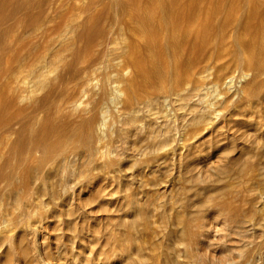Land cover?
<instances>
[{
  "label": "rangeland",
  "instance_id": "374dc122",
  "mask_svg": "<svg viewBox=\"0 0 264 264\" xmlns=\"http://www.w3.org/2000/svg\"><path fill=\"white\" fill-rule=\"evenodd\" d=\"M18 1L0 0V32H4L0 34V154L15 148L24 156L29 155L28 160L32 161L33 157H40L41 153L56 148L53 144L47 143L41 144L33 156L28 151L31 146L29 122L25 119L21 120L20 114L31 100L44 97L55 100L62 92L64 96H74L72 99L73 102H77V108H71L70 114L52 113L54 116L52 114L49 116L53 121L66 116L65 118L73 122L91 108L104 90L108 95V100L104 104L108 115L102 133L97 130L94 134L95 139L100 136L102 139H97L98 141L95 140L93 143L95 151H98H94V166L103 165L112 157L106 151L112 149L110 141L118 133L117 118L114 116L127 106L129 100L138 97V101L141 102L145 98L140 89L143 82L141 66L147 64L149 53L146 50V38L138 34L135 9L130 6L125 12L121 7H116L112 0H43L40 7L41 0H32L30 3L26 2L25 11L12 15L10 11L13 10V4ZM122 1L140 3L148 0ZM89 3L95 4L92 12L86 9ZM40 9L41 13H39ZM97 16L100 20L95 19ZM71 21H85L87 28L93 27L97 31H102L101 29L106 25L105 28L110 27L111 31L115 25L116 29L113 27L112 32L105 34L107 40L105 43L108 42L109 50L113 49L112 55L106 58L112 61L107 62L110 68L104 66L96 71L85 68L87 60L94 59L101 62L98 59L99 54L96 55V51L103 49L98 39L96 40L98 35L86 50L75 57L72 56L73 52L69 48L57 45L53 46V49L52 46L49 48L51 41L58 39L64 33L62 28ZM39 25H44L46 29L28 34L30 28ZM85 34L87 35V32ZM67 35L73 36V33ZM109 38L112 41H109ZM243 38L244 42L251 40V36H243ZM85 42L86 38L81 37L78 42L81 49H84ZM124 42L129 53L139 55L141 63L131 60L128 56L121 57L115 52V49L117 50L118 47L120 49ZM255 53L258 56L259 52ZM58 55L74 58L56 66L53 59ZM116 55L120 58L118 59ZM36 57L46 58L44 70L51 78L58 76V81L51 90L45 91L39 87L36 75L30 71ZM21 58L24 61L20 63V68L26 73L17 82L11 76V71L19 67L18 61ZM230 58L227 56L226 59H221L222 63L218 62L215 65L206 79L204 91L199 96L192 97V101L189 100L196 102L199 97L219 106L230 98L232 105L229 109L218 107L220 119L212 127L205 126L206 128L198 131L191 126L184 129L181 120L184 116L190 115L189 105L179 109L177 105L180 103L175 102V97L170 96L168 97L170 99H166L167 103L165 101L161 108L159 106L158 110H155L154 118H158L161 114L162 118L159 117V121L155 118L159 126L167 119L172 120L178 138L174 143L177 144L150 143L152 142L150 138L155 135L154 131L161 136L163 131L159 132V130L163 127L156 128V122H153L152 127L154 125L156 130H150L151 132L148 133L150 119L143 116L144 119H148L144 123H139L142 124L143 133L132 128L133 133L130 130L127 135H122L125 138L119 137L121 146L119 152L121 150L123 153L120 152L122 160L115 164L117 172L111 167L104 171H91L89 177L81 183L68 185L65 177L56 176L54 180L59 185L56 202L46 199L36 203L38 205L36 214L32 215L28 212L29 215L20 226L13 225L14 220L4 228L0 225L3 229L10 227L12 231L18 230L21 233L27 251L26 264H67L68 262V264H128L127 253L119 256H111L110 253L121 234L118 224L131 218L135 214L133 207L140 204H149L153 209L151 227L156 232L157 244L159 243L156 251L142 252L145 258L141 264H165L166 258H170L168 260L171 262V256L168 254L170 242L167 243V239L163 237L166 232L162 230V222L164 220L168 228L176 233L177 229H174V226L178 218L185 220L188 217L195 221V231L200 224L206 225L203 236H198L193 245L195 254L198 255L197 264H264V73L258 77L260 82L262 81L263 88L260 86L256 96L246 97L244 90L245 92L248 90L245 86L249 80H254L253 67L247 64L241 66ZM98 66H100L99 62L95 67ZM183 78L189 79L191 85L202 83V79L191 72L181 76L180 80ZM230 79L232 82L228 85L226 82ZM82 87L84 93L80 92ZM182 87L184 88L183 85ZM180 88L178 94L187 92L186 88V90ZM110 97L113 100H110ZM50 100L47 102L49 103ZM50 104L47 106L49 107ZM158 111H160L159 115ZM140 115L142 116V113ZM44 116L45 114L42 113L40 117ZM144 127L147 129L145 130ZM70 168V165H67V170ZM242 170L247 172L238 175ZM259 174L261 176L252 177ZM224 178L232 184L231 191H234L232 194L221 191L225 184L222 180ZM207 199L211 200L212 206L209 204L202 208L197 206V204L201 206L200 204ZM178 201L182 202V207L179 206ZM245 219L246 227L242 223ZM241 228L248 232L250 236L248 239H241L242 237L238 235L237 232ZM177 236L178 233L175 234V237ZM11 238L16 241L18 237L12 235ZM145 240H149V236L146 237L144 234L138 241L142 243ZM174 240L179 241L178 237ZM244 244L246 247L243 246ZM188 245V240H182L181 246L178 247L180 256L178 259L186 257L184 253L187 254ZM58 251L61 254L57 253ZM7 254L8 258L6 255L2 256L4 254L0 258L8 261L11 256L14 257L13 246L7 247ZM196 263L191 259L187 262V264ZM10 264L15 263L10 262ZM170 264L175 263L172 261Z\"/></svg>",
  "mask_w": 264,
  "mask_h": 264
},
{
  "label": "bare ground",
  "instance_id": "6f19581e",
  "mask_svg": "<svg viewBox=\"0 0 264 264\" xmlns=\"http://www.w3.org/2000/svg\"><path fill=\"white\" fill-rule=\"evenodd\" d=\"M27 1L30 3L32 0H19L14 3L12 7L13 10L10 11L12 15L25 11V4ZM112 1L115 3L116 7L119 6L124 10L130 6H132L133 10L135 9L134 16L135 24L139 31L138 34L140 37L146 38V50L149 53V59L147 64L141 66L143 82L140 86L145 98L143 100L140 98L142 100L141 102L138 101V97H135V99L133 98V100L130 98L132 101L129 100V103H127V106H125L124 109L119 112L116 111L118 115L114 117L117 118L118 130H116L118 133L115 134V136L113 135L115 138L110 141L112 149L108 147L110 150L107 148L108 151H106L108 154H111L112 157L110 156L111 159L108 158L109 160L100 166H94L95 164L93 163L95 151L93 143L97 139H102L100 135H98L100 137L97 136L98 138L95 139L94 134L97 130L102 133L101 131L106 123V115H108L107 107L104 106L105 102L108 100L106 91L103 90L99 99L97 98L95 103L92 102L93 105L91 108H89V110L87 109V111L85 110L86 112L83 113L82 116H79L78 120H74L73 122H71L70 119L65 118L66 116L59 117L58 121H53V119L50 120L49 116L52 113L56 115H62L63 113V115L70 114L71 108H77V102H73L72 99L74 96L67 97L64 96L62 92L58 99L55 100L47 99V97L31 100V103L20 114L21 120L25 119L29 122L28 131L30 133L29 140L31 146L28 151L33 156L41 144L47 143L51 145L53 144V147L56 148L54 150L50 149L52 151L47 150L41 153L40 157H33L32 161L28 160L30 159L29 155L24 156L20 150H16L15 148H11L5 153L0 154V225H3V228L11 224L13 220L15 222H12L13 225L19 224L20 226L30 213H32V215L36 214L35 211L38 206L36 203L38 202L41 203L46 199L56 202L59 190V185H57V182L54 180L56 176L65 177L64 179H66L68 185L70 183H81L82 180L89 177L88 175L91 171H104L110 167L114 168L116 171L115 164L122 160L120 153L122 151L120 150L119 152V147H121L119 145V137L127 135V132L132 128L142 131L143 133L142 124L139 125V123H144L147 118L150 119L148 122L149 131L147 132L149 133L156 130L154 125L152 127V123L156 122V119L159 121V117H162L160 114V116H158V118L155 117V119V110H158L157 108L159 106L161 108L166 99L170 96L175 97V102L180 103L177 105L179 109L183 106L185 108V106L189 105L190 115L184 116L181 120L184 129L185 127L191 126L198 131L205 126L212 127L218 119H220L218 107L221 106L225 109H229L232 105L230 98H227L226 101L220 103L219 106H216L208 100L200 99L199 97L196 102H189V100L192 101V97H197L202 91H204L206 79L213 71L215 65L222 61L221 59H226L227 56H230L236 64L252 65L254 76L251 74V77L253 76L254 80H249L252 81L251 84H248V81L245 86V89L248 90V92H245L244 90L246 97L249 96L252 98L256 96L257 92L260 91V86L263 88L261 85L262 81L260 82L258 77L264 73V0H148L140 3L122 0ZM42 2L43 0L39 3V7L42 5ZM94 6L95 4L89 3L86 7L87 11L92 12ZM41 11L42 10L40 9L39 13H41ZM95 19L100 20V17L97 16ZM84 22L71 21L64 26L62 28V32L64 33H62V35L55 41L52 40L49 44V48L52 46L53 49V46L56 45L69 48L73 52L72 56L75 57L77 54L81 53V51L86 50L87 46L90 45L95 36L98 35L96 40L98 39L97 41L103 49L96 51V55L99 54L98 59H100L101 62L94 59L87 60L85 68L96 71L104 66L107 67V62L112 61H109L106 58L108 55H112L113 49L109 50L108 42L105 43V41H107L105 40V34H107L106 32H112L115 25L113 26L114 28H111V31L110 27L105 28L107 25L104 26V29L102 27V29L100 28L102 31H97L96 28L93 29V27L90 29L87 28ZM44 29H46L44 25L35 26L30 28V33L28 34L42 31ZM86 32L87 35L85 34ZM3 33L4 32H0L1 35ZM69 33H73V36H68L67 34ZM260 34L263 36L259 37L258 35ZM243 36H251V40L244 42ZM81 37L86 38L84 49H81L78 45ZM109 39V41H112L111 38ZM124 41L126 40L124 39ZM112 44L113 43H111V45ZM105 47L106 49H104ZM135 50H137V48ZM115 52L118 55H121V57L128 56L131 60L140 62L139 55L129 53L130 51L125 42L120 46V49L119 47L117 50L115 49ZM255 52H259L258 56H256L257 54ZM72 56L69 58L66 55H58L53 59V63H55L56 66L65 64L69 59L71 60V58H74ZM45 57H36L33 60L32 69L30 71L36 75L38 86L46 91L54 88L58 81V76L51 78L44 70L46 63ZM111 57L112 56H110V58ZM119 58L120 57L118 56V59ZM23 61V58H21L18 61V64ZM98 62L100 63V66L95 67ZM111 65L113 64L111 63ZM20 67L21 64L17 69L11 71V76L17 82L20 81L26 73ZM188 72L199 76V78L202 79V83L199 82L195 85H191L189 79L183 78V80H180V77L187 75ZM231 82L232 80L230 79L226 83L230 85ZM179 88L182 90L187 89L186 93L183 92L185 95L183 93V95L178 94V91H180ZM80 92L84 93L83 87L80 89ZM132 97L134 96L132 95ZM48 100H50L49 103H51V107L47 106L49 104L47 102ZM110 100H113V98L110 97ZM170 102L171 101H169V103ZM42 113H44L45 116L41 118L40 116ZM140 113H142V116ZM159 113L160 111H158L157 114L159 115ZM167 114L166 117H168ZM143 116H147V118L144 119ZM163 122L164 123L160 125L163 129L159 130V132L163 131L161 132L163 134L159 136L156 134V131H154L155 135L153 138H150V141L152 142H148L152 144L162 142L166 145H170L178 140V138H176L175 128L172 126V120L167 119ZM114 123L116 124V121ZM160 126L157 125L156 122V128ZM134 133L136 132L134 131ZM128 137L130 136L128 135ZM95 152L98 151L96 150ZM53 164H55V166H53ZM49 165L51 167H48ZM67 165H70L71 167L68 170ZM242 172L247 171L242 170L238 172V175ZM257 176L261 175H252L253 178H256ZM222 180L225 184L222 186L221 191L226 194H232L234 192L231 191L233 189L232 184L227 182V178ZM177 203L182 207L183 204L181 201H178ZM206 204L212 206L211 200L207 199L206 202L200 204L201 206L198 204L197 206L202 208ZM128 205L129 203L127 206ZM133 208L135 209V214H133L131 218L123 220L118 224L119 229H121V234L116 240V244L110 255L119 256L127 253L128 264H141V261L145 258L144 253L142 252L149 250L156 251V249L159 248V243L157 244L156 232L151 227V216L153 215L151 205L140 204L135 205ZM28 212L29 214H27ZM178 219L174 229H177L176 233H178L177 237L179 241L174 240L177 238L175 237L176 233L168 228V225L164 220L162 222V230H164L163 232H166L163 237L167 239V243L170 242V251H168V254L171 256V262L174 261L175 264H187L188 260L191 259L196 263L198 255L195 254L196 252L193 249V245L197 241L198 236H203L206 225L200 224V227L195 231L194 228L196 227V223L194 220H191L190 217L185 220L183 218ZM242 223L245 226L247 220L245 219ZM169 224H171V222ZM3 228L0 227V256L4 254L2 256L6 255L8 258V246H13L15 256H11L8 261L2 260L1 257L0 264H10V262H14L15 264H26L27 258L25 255L27 251L23 244L24 242L21 233L18 232V230L12 231L10 227ZM237 233L242 237L241 239H248L250 237L248 232L242 228ZM144 234L146 237L149 236L150 241L145 240L140 243L138 240ZM12 235H17L18 238L16 241L11 238ZM185 239L189 241L187 248L188 252L187 254L184 253L186 257H183V259L180 260L178 259V257H180L178 255V247L181 246L182 240ZM171 242L173 243L172 245ZM244 242L248 243L246 240H244ZM245 244L243 245L244 247H246ZM240 246L242 245L240 244ZM57 253L61 254L60 251ZM3 259L5 258L3 257ZM168 259L170 258H166L165 264L171 263Z\"/></svg>",
  "mask_w": 264,
  "mask_h": 264
}]
</instances>
